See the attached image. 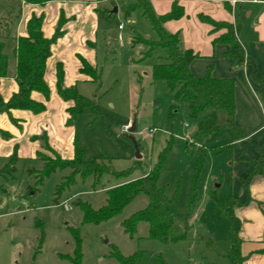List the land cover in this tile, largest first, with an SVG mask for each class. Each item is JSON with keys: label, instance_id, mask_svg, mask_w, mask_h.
I'll return each instance as SVG.
<instances>
[{"label": "rangeland", "instance_id": "rangeland-1", "mask_svg": "<svg viewBox=\"0 0 264 264\" xmlns=\"http://www.w3.org/2000/svg\"><path fill=\"white\" fill-rule=\"evenodd\" d=\"M134 3L137 1L117 0L102 5V10H109L100 14L101 26L106 29L102 37L109 44L104 48L109 52L100 50V82H83L77 88L83 97L77 106L84 109L77 117L74 131L85 151V161L108 157L116 172L128 171L137 162L140 167L129 178L106 174L95 188L92 181L84 183L78 178L57 196V187L69 170L57 171L38 185L37 173L33 171H41L43 163L18 160L15 171L0 175V264H71L61 258L73 255L75 249L70 228L80 231L83 264H120L111 256L112 245L124 256L139 253L136 264H227L230 223L217 209V201L225 204L232 195L234 148H222L232 142V132L225 128L227 114L218 112L221 130L195 138L197 121L189 118L188 104L176 103L166 84L152 78L153 66L162 63L160 58L166 52L156 49L151 58L141 61V53L147 49L132 44L135 33L157 39L142 10L126 16L124 7ZM7 10L0 6V32L5 36L12 68L10 32L14 18L7 16L8 24H4L2 16ZM113 32L118 34L117 39L111 38ZM125 127L129 130L124 131ZM171 136L176 145L167 157L159 186L165 188L169 198L175 199L181 212L188 211L195 190L190 241L164 244L151 239L147 223L139 225L134 239L125 235L123 221L146 208L145 196L137 198L107 223L83 225V213L75 202H87L95 210L105 206L107 190L148 172ZM186 137L194 146L187 147L193 143ZM137 150L141 159L137 158ZM200 158L203 166L196 179ZM4 164L0 160V170ZM58 197L60 204L55 203ZM197 237L212 238L217 251L206 250L205 242Z\"/></svg>", "mask_w": 264, "mask_h": 264}, {"label": "trees", "instance_id": "trees-1", "mask_svg": "<svg viewBox=\"0 0 264 264\" xmlns=\"http://www.w3.org/2000/svg\"><path fill=\"white\" fill-rule=\"evenodd\" d=\"M27 4L44 5L51 0H21ZM137 3L129 4L124 7L127 17L136 10H142L143 16L151 24V28L157 36V39L143 37L135 33L132 44L142 45L147 50L141 53V61L151 58L156 49H162L166 56L161 57L162 63L153 66L151 75L154 81L164 82L173 95L176 103L186 102L188 104L189 118L197 121L195 138H204L221 130L218 125V112L224 111L227 114L225 128L232 132V142L225 145L224 149L234 148L235 142L246 137V134L235 125V80L233 78H215L212 75V68L204 77H196L191 72V63L200 56L192 50L183 47V38L181 32L171 33L165 28V24L170 21L180 20L185 16L184 7L177 1H174L171 10L165 14H158L150 0H136ZM228 9L231 8L226 4ZM43 17L33 16L27 26L28 36L17 40L16 59L17 67L15 79L18 83V92L5 101L0 95V114H7L11 121L17 125L18 121L14 119L12 112L15 110L29 111L33 115L45 113L47 107L43 102L33 100V92H38L48 101L50 99V88L45 80L47 60L52 54V46L59 38L64 35L63 27L67 19L62 15L55 34L51 38H46L42 31ZM199 20L211 27V33L221 32L213 40V44H225L229 50L225 56L232 60V71L242 68L249 64L252 79L260 85L259 95L264 106V74L258 73L255 63L245 56L244 48L240 43L235 28L231 22L217 21L204 14L199 15ZM83 73L89 75L94 82H100L101 70L92 68L83 61ZM9 57L6 54V45L0 37V78L8 77ZM58 92L60 97L66 101L75 102V106L69 108L68 127H75L78 115L84 107H78L77 103L83 100L76 87L66 88L63 85L64 70L63 66L57 68ZM177 108V107H175ZM5 138L9 134L0 131ZM34 139L41 140L44 151L49 153L47 156L42 152L37 154V160L43 163L41 171H33L37 176L38 185L57 171L69 170V175L63 178V181L57 187V196H60L66 189L73 186L77 179L82 182L92 181V188H95L106 174H113L115 177L129 178L134 171L140 167L137 162L134 168L128 171L116 172L111 165V159L108 157L97 158L92 162L84 159L85 151L79 146L78 139L75 137L74 156L71 159L63 158L49 145L48 136L44 133ZM176 145V140L171 136L167 146L157 157L156 164L143 176L127 180L120 186L107 190V203L99 210L81 200L75 202L83 213V225H101L107 223L117 216H120L124 210L140 196L148 199L146 208L134 213L128 219L123 221L122 228L130 239H134L138 233V227L141 223L149 225V238L158 240L164 244L184 243L190 241V224L193 216L195 204V190L186 212H181L174 198H169L164 187L159 186L160 177L165 167L168 155ZM194 146V143L187 147ZM260 156L257 159L250 160L253 170L244 173L240 182L246 191L247 198L244 202H239L230 195L225 204L217 201V209L230 223V249L225 255L227 264H244L248 257L241 252L242 240L240 238L241 220L235 215L236 207L245 206L252 201L250 196V185L257 175H264V145L259 147L255 145ZM17 149L14 150L8 163L0 170L3 173H12L16 170L18 162ZM203 166V160L200 158L199 168L196 179ZM59 203V197L55 201ZM75 241L73 255H61L63 260H68L71 264H83L82 239L80 231L77 228H70ZM44 232L42 229V238ZM199 241L205 242L206 250L217 251L214 240L210 237H197ZM42 240V239H41ZM112 258H115L120 264H136L139 253L130 256H124L112 245Z\"/></svg>", "mask_w": 264, "mask_h": 264}, {"label": "crops", "instance_id": "crops-1", "mask_svg": "<svg viewBox=\"0 0 264 264\" xmlns=\"http://www.w3.org/2000/svg\"><path fill=\"white\" fill-rule=\"evenodd\" d=\"M117 0H51L44 5L27 4L21 0H3L0 6L8 9L2 16L13 17L12 24V65L9 59L8 77L0 78V95L8 101L18 92L19 86L15 79L17 59L16 48L19 38L27 37V26L33 17H43L42 31L46 38H51L56 31L58 22L63 15L67 22L63 27L64 35L52 46V54L47 60L45 80L50 88V99L47 101L38 92L32 98L43 102L47 109L41 115H33L29 111L15 110L12 112L15 125L7 114H0V131L9 134L5 138L0 132V160L8 163L15 149L20 159L37 160V154L44 151L41 140L34 139L47 134L49 145L65 159L74 156L75 127H68V109L75 102L64 101L58 92L57 68L63 66L66 88L76 87L80 83L94 82L83 73V61L92 68L99 69L100 50L106 53L109 47L105 36L106 29L101 26V12L106 2ZM119 1V0H118ZM155 11L162 15L168 13L173 0H150ZM177 1V0H175ZM185 16L180 20L167 22L165 28L171 33L181 32L183 47L192 50L200 57L191 63V72L196 77H204L212 68L215 78H233L235 80V125L246 137L235 142L233 149L232 196L239 202L247 198L240 178L244 173L251 172L250 160L259 158L255 145H264V106L259 95L260 85L251 77L252 67L246 64L232 71L233 62L225 56L229 46L213 44V40L221 32L211 33V27L199 20L204 14L217 21L231 22L237 37L242 44L247 59L252 60L259 75L264 74V0H180ZM231 8V11L228 9ZM118 12V9H116ZM8 13V15H7ZM119 30L120 26H119ZM9 34V33H8ZM117 39L116 32L110 33ZM0 37L5 39L0 32ZM150 38V37H149ZM9 57V56H8ZM107 60V58H106ZM196 145L200 146L198 143ZM3 166V167H4ZM252 201L245 206L236 207L235 215L241 220L240 238L241 252L248 257L244 264H264V175L255 176L250 185Z\"/></svg>", "mask_w": 264, "mask_h": 264}, {"label": "built area", "instance_id": "built-area-1", "mask_svg": "<svg viewBox=\"0 0 264 264\" xmlns=\"http://www.w3.org/2000/svg\"><path fill=\"white\" fill-rule=\"evenodd\" d=\"M123 27L122 26H120V29H122ZM129 130V128L128 127H125L124 128V131H128ZM151 132H154L153 130H151ZM186 139L188 140V141H190V143H194L191 139H189V137H186Z\"/></svg>", "mask_w": 264, "mask_h": 264}, {"label": "water", "instance_id": "water-1", "mask_svg": "<svg viewBox=\"0 0 264 264\" xmlns=\"http://www.w3.org/2000/svg\"><path fill=\"white\" fill-rule=\"evenodd\" d=\"M134 129H132L131 131H133ZM137 158L138 159H141V155H140V153H139V150H137Z\"/></svg>", "mask_w": 264, "mask_h": 264}]
</instances>
